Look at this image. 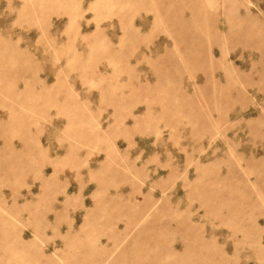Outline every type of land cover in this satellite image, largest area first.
<instances>
[{
	"label": "rangeland",
	"instance_id": "obj_1",
	"mask_svg": "<svg viewBox=\"0 0 264 264\" xmlns=\"http://www.w3.org/2000/svg\"><path fill=\"white\" fill-rule=\"evenodd\" d=\"M0 264H264V0H0Z\"/></svg>",
	"mask_w": 264,
	"mask_h": 264
}]
</instances>
